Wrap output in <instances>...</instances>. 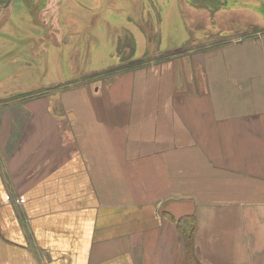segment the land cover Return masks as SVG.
<instances>
[{
  "label": "crops",
  "instance_id": "crops-1",
  "mask_svg": "<svg viewBox=\"0 0 264 264\" xmlns=\"http://www.w3.org/2000/svg\"><path fill=\"white\" fill-rule=\"evenodd\" d=\"M169 58L0 96V264H264V32Z\"/></svg>",
  "mask_w": 264,
  "mask_h": 264
},
{
  "label": "rangeland",
  "instance_id": "rangeland-1",
  "mask_svg": "<svg viewBox=\"0 0 264 264\" xmlns=\"http://www.w3.org/2000/svg\"><path fill=\"white\" fill-rule=\"evenodd\" d=\"M33 2L4 19L3 31L11 28L14 34L0 33V43L13 51L4 61L9 69L0 70V96L21 98V103L48 94L56 101L69 90H94V82H110L113 77L94 78V72L124 62L130 54L120 51V42L129 41L135 48L131 57L138 58L234 41L264 28V0ZM158 9L161 15H153ZM51 108L55 111L57 102Z\"/></svg>",
  "mask_w": 264,
  "mask_h": 264
},
{
  "label": "trees",
  "instance_id": "trees-1",
  "mask_svg": "<svg viewBox=\"0 0 264 264\" xmlns=\"http://www.w3.org/2000/svg\"><path fill=\"white\" fill-rule=\"evenodd\" d=\"M259 32H264V28L262 30H258L257 33ZM227 40H221L218 41L216 43H211L210 45L213 44H224L227 43ZM134 46L131 45L129 47V49H133ZM192 48L187 47V48H180V49H176V50H170V51H166V52H161L160 54H146L145 57L141 58V59H137V60H132V54L134 51L131 52H124L125 55L124 59L121 64L119 65H115L113 67H110L108 69H106L103 72H94V78L99 77V76H108V77H115L121 73L124 72H129L131 70L137 69L141 66H146L147 64H149L151 61H160L161 59H170V56L173 55H179L181 53H184L188 50H190ZM6 101V100H4ZM9 101V100H7ZM11 101V100H10ZM178 229L180 231V233L182 234L185 242H186V246H187V250H188V258H187V264H199L198 261L196 260V256L193 252L192 249V240H193V236L194 233L196 231V219L194 216H184L182 218H180L178 220Z\"/></svg>",
  "mask_w": 264,
  "mask_h": 264
},
{
  "label": "flooded vegetation",
  "instance_id": "flooded-vegetation-1",
  "mask_svg": "<svg viewBox=\"0 0 264 264\" xmlns=\"http://www.w3.org/2000/svg\"><path fill=\"white\" fill-rule=\"evenodd\" d=\"M34 0H0V18H10L12 17L13 15H16V14H20L19 12V8H20V5L22 6H25L27 3L30 4L31 2H33ZM36 1V0H35ZM40 1V0H38ZM26 3V4H25ZM36 2H33L32 5H34ZM156 3V2H155ZM194 4H198L195 0ZM202 4V2H201ZM200 4V5H201ZM203 5V4H202ZM156 11V14H153V15H161L159 14V9L158 10H155ZM140 13V16L141 18L143 19V16L146 15V12H145V9L144 7H142L139 11ZM149 15L150 17H152V14H147ZM147 17V16H146ZM146 17H144V19H146ZM128 38V36H127ZM120 45L121 47H119V49H121L120 51H125V52H131V51H135V48L133 49H129V47L132 45L129 41L128 42H120ZM134 53V52H133ZM145 56H142V57H138V58H135L134 56L132 57V60H137V59H141ZM14 98H9V99H6L7 100H11Z\"/></svg>",
  "mask_w": 264,
  "mask_h": 264
}]
</instances>
